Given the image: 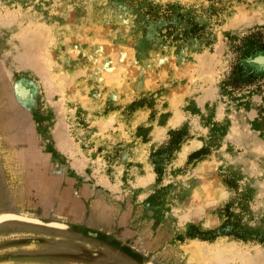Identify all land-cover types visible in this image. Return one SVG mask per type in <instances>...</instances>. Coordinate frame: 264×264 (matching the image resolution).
I'll return each mask as SVG.
<instances>
[{
  "label": "rangeland",
  "instance_id": "1",
  "mask_svg": "<svg viewBox=\"0 0 264 264\" xmlns=\"http://www.w3.org/2000/svg\"><path fill=\"white\" fill-rule=\"evenodd\" d=\"M1 212L74 229L0 264L264 263V0H0Z\"/></svg>",
  "mask_w": 264,
  "mask_h": 264
},
{
  "label": "bare ground",
  "instance_id": "2",
  "mask_svg": "<svg viewBox=\"0 0 264 264\" xmlns=\"http://www.w3.org/2000/svg\"><path fill=\"white\" fill-rule=\"evenodd\" d=\"M14 214H17V213H14ZM18 215H20V217H22L24 219H30V218L40 219L38 217H32V216H27V215H23V214H18ZM11 218H13V214H10V213H2V214H0V224L4 223V222H7L5 220H9ZM16 220H19V219H16ZM61 223H63V222L58 223V225H60ZM62 225H64V223ZM221 252H222L221 250H213V249H208V248H206V249L199 248L197 245H193V244L186 245V246H184V249H183V254L185 255L184 258L190 264H215L216 262H220L221 264H230L231 263L230 262V258L222 259V257H220ZM248 258H249V255H248V257H246V259L245 258L242 259V264H254L252 262L253 258L252 259H250V258L248 259ZM256 259L259 260V258H256ZM258 262H256V264H264L262 261L259 262V263ZM10 264H14V263H10ZM17 264H32V262L17 263ZM148 264H156V263H154L152 261H149Z\"/></svg>",
  "mask_w": 264,
  "mask_h": 264
},
{
  "label": "water",
  "instance_id": "3",
  "mask_svg": "<svg viewBox=\"0 0 264 264\" xmlns=\"http://www.w3.org/2000/svg\"><path fill=\"white\" fill-rule=\"evenodd\" d=\"M13 214V218L9 219V220H5V221H18V222H24V223H29V224H33V225H41V226H46V227H52V228H60V229H66V230H71L74 229V226L71 224H65L62 225L63 223H61L60 225H58V223H60L61 221H56V220H45V219H37V218H30V219H24L22 217H20V215L18 214H14V213H10ZM19 219V220H16ZM147 262H149V260H146L144 262V264H148Z\"/></svg>",
  "mask_w": 264,
  "mask_h": 264
},
{
  "label": "flooded vegetation",
  "instance_id": "4",
  "mask_svg": "<svg viewBox=\"0 0 264 264\" xmlns=\"http://www.w3.org/2000/svg\"><path fill=\"white\" fill-rule=\"evenodd\" d=\"M146 260L142 261V263H144Z\"/></svg>",
  "mask_w": 264,
  "mask_h": 264
}]
</instances>
